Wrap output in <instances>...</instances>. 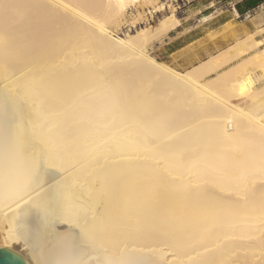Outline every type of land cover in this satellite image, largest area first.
I'll use <instances>...</instances> for the list:
<instances>
[{
    "label": "bare ground",
    "instance_id": "6f19581e",
    "mask_svg": "<svg viewBox=\"0 0 264 264\" xmlns=\"http://www.w3.org/2000/svg\"><path fill=\"white\" fill-rule=\"evenodd\" d=\"M166 7L0 0V246L27 264H264V49L180 71L146 50L173 16L117 33Z\"/></svg>",
    "mask_w": 264,
    "mask_h": 264
},
{
    "label": "crops",
    "instance_id": "0c3cea01",
    "mask_svg": "<svg viewBox=\"0 0 264 264\" xmlns=\"http://www.w3.org/2000/svg\"><path fill=\"white\" fill-rule=\"evenodd\" d=\"M173 17L178 23L155 39L159 40L155 55L180 71L190 70L238 44L247 49L249 40L254 48L247 54L264 49V0H184Z\"/></svg>",
    "mask_w": 264,
    "mask_h": 264
},
{
    "label": "rangeland",
    "instance_id": "374dc122",
    "mask_svg": "<svg viewBox=\"0 0 264 264\" xmlns=\"http://www.w3.org/2000/svg\"><path fill=\"white\" fill-rule=\"evenodd\" d=\"M184 0H158V2H164L166 4V9L159 12L158 14H155L151 16V14H145L144 19L141 22H138L136 24H133L130 20V12L132 11L131 9L129 10L130 12L128 13L126 19L122 23V25L117 29V33L119 35L125 36L127 33H134L138 29H141L143 27L149 26V25H155L158 23L160 19H163L164 17L168 16H173V13L175 14L178 13L179 8L181 7L182 3ZM159 40H155L151 45H148L146 47V50L150 53L153 54L155 57V43L158 42ZM150 50V51H149ZM157 58V57H156ZM158 59V58H157ZM160 60V59H158ZM162 61V60H160ZM262 82L258 83L261 84Z\"/></svg>",
    "mask_w": 264,
    "mask_h": 264
},
{
    "label": "water",
    "instance_id": "95a60500",
    "mask_svg": "<svg viewBox=\"0 0 264 264\" xmlns=\"http://www.w3.org/2000/svg\"><path fill=\"white\" fill-rule=\"evenodd\" d=\"M0 264H27L22 255L6 247L0 246Z\"/></svg>",
    "mask_w": 264,
    "mask_h": 264
}]
</instances>
